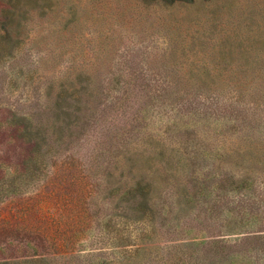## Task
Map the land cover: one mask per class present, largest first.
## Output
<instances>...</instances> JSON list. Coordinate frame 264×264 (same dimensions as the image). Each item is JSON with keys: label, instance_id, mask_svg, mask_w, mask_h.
<instances>
[{"label": "rangeland", "instance_id": "obj_1", "mask_svg": "<svg viewBox=\"0 0 264 264\" xmlns=\"http://www.w3.org/2000/svg\"><path fill=\"white\" fill-rule=\"evenodd\" d=\"M0 264H264V0H0Z\"/></svg>", "mask_w": 264, "mask_h": 264}, {"label": "trees", "instance_id": "obj_2", "mask_svg": "<svg viewBox=\"0 0 264 264\" xmlns=\"http://www.w3.org/2000/svg\"><path fill=\"white\" fill-rule=\"evenodd\" d=\"M168 1H192V0H168ZM78 91H75V93H77ZM75 102L80 105L81 104V98H77ZM71 108L69 106L62 108V104L61 103H56V107L54 109L53 112V117L54 120H50L49 117L46 118L45 122H43V120H39L38 126L40 127L38 128L36 133H32V129L34 126V124L31 123L30 118L23 116L21 118H15V116H13V118L18 119V132H20L19 134V141L21 143H25L26 145H28V147H21L20 144H17L18 147H20L19 151H17L16 153H14V155H11V153H9L11 151V148L7 149V155L6 157L2 160V164L4 167H12L13 169V173L12 174V178L10 177H6V187L4 189V194L5 195H10L11 193H15L17 191L20 190L21 188V184L23 181H16L18 177L21 176H31L35 171H37L40 166L39 164L41 163L42 160V154L46 155V153H48L49 151L47 150V152H45V154L41 151V147L43 146L42 143L39 141L40 139L42 141H46V132H44V127L45 125L54 123V125L56 123L59 122L60 120V114H64L65 116H67L68 119L71 118V116H73L74 111L72 112L70 110ZM49 111V110H48ZM51 111V109H50ZM81 109L80 107L77 109V112H80ZM47 113V111H46ZM79 118L76 116V119ZM7 122V121H6ZM9 122V119H8ZM44 128V129H43ZM45 133V134H44ZM21 136V137H20ZM148 184L144 183L143 180H140L139 182H137L136 186L138 187L137 190L133 189L134 193H139L140 192V196L143 197V201L141 202V204L147 205L148 206V197L147 194H144L142 191L146 190V186Z\"/></svg>", "mask_w": 264, "mask_h": 264}]
</instances>
